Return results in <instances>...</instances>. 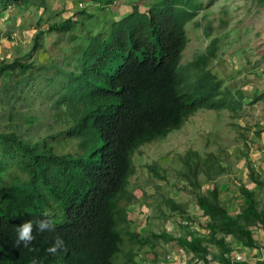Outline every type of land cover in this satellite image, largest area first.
I'll return each mask as SVG.
<instances>
[{"label": "trees", "instance_id": "16d2710c", "mask_svg": "<svg viewBox=\"0 0 264 264\" xmlns=\"http://www.w3.org/2000/svg\"><path fill=\"white\" fill-rule=\"evenodd\" d=\"M40 1L37 6L50 11L46 1ZM92 1L102 9L114 0ZM30 2L35 3L0 0V7ZM203 6L204 0H153L144 8L134 4L74 48L72 67L51 63L55 75L49 79L63 87L52 105L67 125L49 140L25 138L16 129L0 130V264H114L125 234L140 244L175 238L167 231L142 235L130 230L121 200L133 196L127 186L139 145L165 137L200 107L233 112L243 107L242 90L223 86L221 77L207 66L216 56L215 39L181 64L189 39L186 24L198 25L194 17ZM73 26L74 19L68 16L52 20L48 30L68 32ZM38 43L37 35L32 48ZM31 65L19 59L0 60V75L16 67L25 74ZM26 80L23 75L16 81ZM17 89L15 84L13 95ZM263 98L264 90L257 91L252 101ZM66 138H76V149L56 150L54 142ZM207 159L192 148L179 156L181 173L194 189L208 232L187 231L191 239L179 236L177 241L199 255L216 244L225 260L224 254L232 249L226 235L245 247L259 245L252 226L264 232V207L244 183L238 186L243 204L235 214L221 201L217 184L200 191L199 173L212 178ZM247 168L249 179L264 186L253 164ZM223 170L217 164L214 172ZM166 201L181 216L193 219L182 203Z\"/></svg>", "mask_w": 264, "mask_h": 264}, {"label": "rangeland", "instance_id": "374dc122", "mask_svg": "<svg viewBox=\"0 0 264 264\" xmlns=\"http://www.w3.org/2000/svg\"><path fill=\"white\" fill-rule=\"evenodd\" d=\"M45 1L50 11L37 6L40 0L6 9L0 7V60L32 63L25 74L16 67L0 75V130L16 129L31 140H49L52 133L67 125L52 105L63 87L49 79L55 75L51 63L72 67L74 48L84 44L90 33L101 30L107 19L128 12L134 4L144 8L153 0H114L102 9L92 0ZM81 8L85 13L76 14ZM68 16L74 19L70 31L48 30L52 20ZM194 20L198 25L193 21L186 24L189 39L182 51L181 64L185 66L215 39L216 56L207 66L221 77L223 86L231 91L242 90L243 107L235 112L228 108L200 107L165 137L145 142L134 150V171L127 186L133 196L127 201L123 198L121 203L127 208L129 229L142 235L166 231L181 217L167 198L182 203L188 213L196 215L201 210L195 203L192 185L181 173L184 169L179 156L188 148L196 149L211 163V179L204 171L198 175L200 191L217 184L221 201L235 214L243 204L238 186L244 183L255 191L259 205L264 207V186L247 175V165L251 163L264 179V98L252 101L257 91L264 90V0H204ZM37 35L39 43L33 49ZM23 75L27 80L17 82ZM15 84L18 93L13 95ZM63 140L54 142L56 150L76 149V138ZM217 164L224 170L216 174ZM149 165L163 176L155 174ZM252 229L259 245L264 246L263 230L255 226ZM225 240L246 252L247 248L232 235H226ZM166 242L169 241L157 238L140 244L125 234L114 264H160L167 251ZM169 245L176 250V244L169 242ZM209 250L214 255L220 253L216 244H209ZM128 256L133 260H127Z\"/></svg>", "mask_w": 264, "mask_h": 264}, {"label": "built area", "instance_id": "2783aa9c", "mask_svg": "<svg viewBox=\"0 0 264 264\" xmlns=\"http://www.w3.org/2000/svg\"><path fill=\"white\" fill-rule=\"evenodd\" d=\"M190 215L193 219L184 216L178 217L166 230L174 235L175 238L169 242L170 244H176L177 248L174 250V247L169 245V242H166L167 251L160 264H264V246L262 245L246 247L247 250H252V254L248 253L247 250L245 252L237 249L236 246H232V249L224 254L225 260H222L220 255H214L211 250L204 255H199L179 244L177 241L179 236L191 239V233L186 234L187 231L195 232L198 235L208 232V228L203 223L206 217L201 210L196 215L192 212Z\"/></svg>", "mask_w": 264, "mask_h": 264}, {"label": "crops", "instance_id": "0c3cea01", "mask_svg": "<svg viewBox=\"0 0 264 264\" xmlns=\"http://www.w3.org/2000/svg\"><path fill=\"white\" fill-rule=\"evenodd\" d=\"M119 17V16H118ZM118 17H116V18H118ZM115 18V17H114ZM264 242V241H263ZM261 244H262V242H260ZM248 251V253H251L252 254V250L250 249V250H247Z\"/></svg>", "mask_w": 264, "mask_h": 264}, {"label": "clouds", "instance_id": "9594fccd", "mask_svg": "<svg viewBox=\"0 0 264 264\" xmlns=\"http://www.w3.org/2000/svg\"><path fill=\"white\" fill-rule=\"evenodd\" d=\"M138 6H139V5H138ZM144 7H146V5H145ZM131 8H132V7H131ZM131 8H130V10H131ZM139 8H140V6H139ZM130 10H129V11H130ZM126 13H127V12H126ZM124 14H125V13H123L122 15H124ZM122 15H119V17L122 16ZM127 216H128V215H127Z\"/></svg>", "mask_w": 264, "mask_h": 264}]
</instances>
